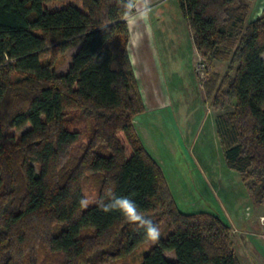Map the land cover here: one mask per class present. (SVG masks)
Returning a JSON list of instances; mask_svg holds the SVG:
<instances>
[{"label": "trees", "instance_id": "1", "mask_svg": "<svg viewBox=\"0 0 264 264\" xmlns=\"http://www.w3.org/2000/svg\"><path fill=\"white\" fill-rule=\"evenodd\" d=\"M176 1L201 57L230 60L203 92L220 110L225 164L264 202V11L247 21L249 0ZM48 2L0 0V264H131L143 231L119 212L80 208L88 181L96 198L114 187L159 226L140 264H241L228 224L178 209L134 129L145 108L128 54L130 1Z\"/></svg>", "mask_w": 264, "mask_h": 264}, {"label": "rangeland", "instance_id": "2", "mask_svg": "<svg viewBox=\"0 0 264 264\" xmlns=\"http://www.w3.org/2000/svg\"><path fill=\"white\" fill-rule=\"evenodd\" d=\"M69 3L78 5V0H50L48 7L58 8ZM248 3L247 21L255 19L264 11V0H249ZM165 11L155 12L153 21L156 22V33L157 26L162 24L161 31L164 32V43L168 50L164 56L170 57V60H161L159 71L161 69V74L165 76L171 106L157 112L138 114L133 120L135 130L162 168L178 209L184 213L207 212L217 215L230 226L233 249L240 263L264 264V202L251 198L239 173L225 165L221 147L217 139L212 137L210 129L211 110L215 114L220 110L212 107L211 98H202L197 83L203 91V82L210 83L213 73L217 79H221L228 73L226 66L230 60H207L200 55L197 60L200 63L194 69L187 50L189 44L186 43V36H182L179 41L177 37L170 36L171 20ZM164 43L162 37H155L153 44L161 49ZM76 49V46H72L60 55V71L65 70ZM159 57L162 59L160 53ZM235 65L232 63L233 67ZM233 73L230 72L231 75ZM230 109L231 105L225 107V110ZM189 121H193V132L188 131ZM24 129L25 126L19 129L7 127L4 134L19 135ZM167 141H170V148L167 147ZM148 142L153 145H147ZM32 164L37 168L34 162ZM86 186L83 190L85 197L95 199L97 191L89 181ZM155 243L147 240L138 245L127 256L126 262L140 264L142 253ZM164 256L175 259L172 251H165ZM117 264H122V261Z\"/></svg>", "mask_w": 264, "mask_h": 264}, {"label": "crops", "instance_id": "3", "mask_svg": "<svg viewBox=\"0 0 264 264\" xmlns=\"http://www.w3.org/2000/svg\"><path fill=\"white\" fill-rule=\"evenodd\" d=\"M129 1L132 4L133 12L125 17V21L129 30L128 54L134 70V74L138 82L140 95L145 108L142 113L146 111L157 112L161 109L169 108L171 106V99L165 83V76L161 74L160 72L161 69L159 71V68L162 67L161 60H165V59L170 60V57L164 56L168 50L165 47V43H164L165 41L164 32L161 31L162 24L159 23V20H157V22L160 25L157 26V33H156V31L154 30L156 22L153 21L154 18L153 14L157 11H161V13H163L167 9V11L165 12L167 13V16H170V20H171L170 28L172 31L170 32V36L177 37L178 41L182 36L184 37L186 36V43L188 42L189 44V49L187 45V50H189L190 52L189 57H191L193 60L194 69H196V64L198 62L197 60L200 56V53L198 52V50L194 45L189 27L179 11L176 0H147V4H145V0H129ZM162 21L163 19L161 18V22ZM155 37L157 39L162 37L164 48L160 49L159 47H156L153 44L155 41ZM159 53L161 54L162 59H160ZM197 83L202 98L206 100L203 91L201 90V87L199 85V82ZM211 112L213 113L210 122L211 134L213 138L217 139L216 130H215L216 114L214 113L213 109L211 110ZM188 123H189L188 131L190 132L194 128V126H192L193 121L191 123L189 121ZM141 142L143 144L142 140ZM195 142H197V139ZM148 144L153 145L152 142H148L147 145ZM143 146L145 147L144 144ZM167 147L170 148V141H167Z\"/></svg>", "mask_w": 264, "mask_h": 264}, {"label": "clouds", "instance_id": "4", "mask_svg": "<svg viewBox=\"0 0 264 264\" xmlns=\"http://www.w3.org/2000/svg\"><path fill=\"white\" fill-rule=\"evenodd\" d=\"M145 4H147V0H145ZM92 204L104 213L119 212L126 223L135 226L136 231H143L146 240L156 241L159 239L161 234L159 226L139 210L132 198L117 195L114 187H107L103 195L95 199L82 196L79 200V206L82 209H86Z\"/></svg>", "mask_w": 264, "mask_h": 264}, {"label": "built area", "instance_id": "5", "mask_svg": "<svg viewBox=\"0 0 264 264\" xmlns=\"http://www.w3.org/2000/svg\"><path fill=\"white\" fill-rule=\"evenodd\" d=\"M198 63H200V61L197 62L196 66L198 65Z\"/></svg>", "mask_w": 264, "mask_h": 264}]
</instances>
